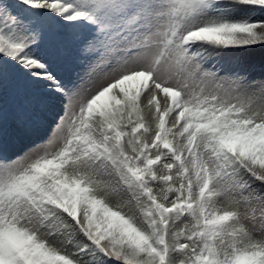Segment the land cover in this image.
<instances>
[{"label":"snow or ice","instance_id":"6c2138e0","mask_svg":"<svg viewBox=\"0 0 264 264\" xmlns=\"http://www.w3.org/2000/svg\"><path fill=\"white\" fill-rule=\"evenodd\" d=\"M253 46L264 0H0V264H264Z\"/></svg>","mask_w":264,"mask_h":264},{"label":"rangeland","instance_id":"374dc122","mask_svg":"<svg viewBox=\"0 0 264 264\" xmlns=\"http://www.w3.org/2000/svg\"><path fill=\"white\" fill-rule=\"evenodd\" d=\"M240 66L245 68L250 77L253 79L264 78V47L253 46L246 51L239 54ZM74 65L65 70V78H72V71L74 70ZM9 101V105H10Z\"/></svg>","mask_w":264,"mask_h":264}]
</instances>
